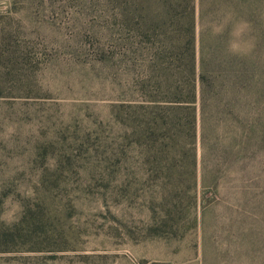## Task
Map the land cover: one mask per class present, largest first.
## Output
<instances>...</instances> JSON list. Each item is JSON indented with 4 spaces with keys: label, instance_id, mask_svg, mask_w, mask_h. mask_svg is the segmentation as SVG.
I'll return each instance as SVG.
<instances>
[{
    "label": "rangeland",
    "instance_id": "374dc122",
    "mask_svg": "<svg viewBox=\"0 0 264 264\" xmlns=\"http://www.w3.org/2000/svg\"><path fill=\"white\" fill-rule=\"evenodd\" d=\"M106 2L0 0V264H264V142L220 126L193 177L144 144L138 34Z\"/></svg>",
    "mask_w": 264,
    "mask_h": 264
},
{
    "label": "trees",
    "instance_id": "16d2710c",
    "mask_svg": "<svg viewBox=\"0 0 264 264\" xmlns=\"http://www.w3.org/2000/svg\"><path fill=\"white\" fill-rule=\"evenodd\" d=\"M106 1L138 34L136 99L120 106L132 112L144 144L160 155H181L193 177L198 141L205 150L220 126L225 134L234 128L238 147L264 142L262 0H209L208 11V0ZM207 14L226 26L198 29ZM175 159L168 168L176 167ZM161 160L154 159L159 168Z\"/></svg>",
    "mask_w": 264,
    "mask_h": 264
}]
</instances>
